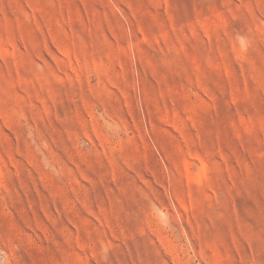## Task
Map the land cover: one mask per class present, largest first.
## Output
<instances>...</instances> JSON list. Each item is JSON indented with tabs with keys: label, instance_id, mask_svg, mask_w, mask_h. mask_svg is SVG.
Instances as JSON below:
<instances>
[{
	"label": "rangeland",
	"instance_id": "1",
	"mask_svg": "<svg viewBox=\"0 0 264 264\" xmlns=\"http://www.w3.org/2000/svg\"><path fill=\"white\" fill-rule=\"evenodd\" d=\"M0 264H264V0H0Z\"/></svg>",
	"mask_w": 264,
	"mask_h": 264
}]
</instances>
